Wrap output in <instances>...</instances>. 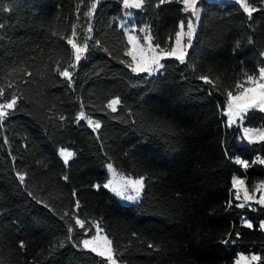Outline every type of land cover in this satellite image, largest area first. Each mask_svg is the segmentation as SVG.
Returning <instances> with one entry per match:
<instances>
[{"label":"trees","instance_id":"1","mask_svg":"<svg viewBox=\"0 0 264 264\" xmlns=\"http://www.w3.org/2000/svg\"><path fill=\"white\" fill-rule=\"evenodd\" d=\"M245 2L251 17L199 0L184 62L164 59L150 76L134 73L126 54L124 0H0V104L17 98L0 119V264H108L82 249L95 224L118 264H234L238 254L264 264V207L233 198L235 177L264 180L254 164L264 141L242 136V127L264 129V112L231 128L224 115L228 92L264 64V0ZM131 13L165 52L193 17L177 0H143ZM68 38L86 47L78 63ZM61 150L73 154L68 163ZM237 159L253 164L243 171ZM108 164L143 179L139 203L123 206L104 189Z\"/></svg>","mask_w":264,"mask_h":264},{"label":"snow or ice","instance_id":"2","mask_svg":"<svg viewBox=\"0 0 264 264\" xmlns=\"http://www.w3.org/2000/svg\"><path fill=\"white\" fill-rule=\"evenodd\" d=\"M161 4L165 3L166 0H159ZM177 2H182L183 4V10L185 12H191L192 16L195 18H199V12L197 8L198 0H177ZM241 4V7L244 9L246 13H248L249 17H251L252 12L256 11L255 8H252L249 6L248 3L245 2V0H237ZM143 4V0H124V6L126 8L128 7H136L140 8ZM92 9L96 7L95 4H93ZM85 15H91V11L88 13H85ZM180 30L176 32V47L171 48L170 51H161L158 54L156 53V47H159L158 45L156 47H153L151 44V37L145 36V41L149 45V51L152 52L151 56H148L144 49H141V55L140 59L137 60V56L133 54V52L129 51L126 53L127 55L132 56V60L136 62V66L132 68L133 72H147L150 75L158 70L159 68L163 67L164 65L160 64L161 58L165 56L175 57L177 60H179L181 63L184 62L185 59V47H190L192 38L196 32V25L194 24L193 20L189 19L186 22V28L187 31H185V22L181 21L180 24ZM91 31V28L88 29ZM73 36H76V33L73 32ZM187 37V42L185 45H182V39L183 37ZM134 40V37L130 36L129 41L132 42ZM67 43L71 46L74 54V59L78 63L82 56L81 54L86 51V47L79 46L72 38L67 39ZM261 56H264V53H261ZM153 65L155 67H153ZM75 64H70L69 68H74ZM69 68H65L63 70H58L59 75L67 78L69 82L71 83V76L72 73L69 71ZM202 80L205 81V83H212L211 80L208 79V77H201ZM250 85V86H246ZM237 89H242V91H238L236 94H233V92H228V100H227V112L226 115L229 118V124L234 123L236 118H240L241 120L247 118L245 114L249 112V110L258 109L260 112H264V64L261 65L259 68V75H249L247 76V80L245 84L238 83L236 85ZM119 103L118 99H113L110 101V103L107 105L109 108H111L113 111L116 110L115 106ZM17 104V98L13 96L10 102L0 104V119H3L5 116L9 115L10 113H7L4 111V109H13L15 108ZM84 117V113L80 112V114L77 116V120H80ZM91 124L92 122L89 121ZM99 123L95 124V128H99ZM246 133H248L250 130L245 129ZM258 136L260 139L264 140V132L258 133ZM72 155L70 152L61 151V156L64 158L65 163H67L68 158ZM236 163L243 164L245 167H248V163L246 161H242L240 159L236 160ZM259 163L264 164V160H260ZM109 169H111V165L108 166ZM21 181H23L24 177L21 175L19 177ZM243 181L234 179L233 186L236 187L237 185H242ZM143 180L137 179V180H124L122 182H114L109 181L108 184H105L104 187L110 188L111 191L115 192L118 196H120L122 199L127 200H136L138 199L140 192L143 189ZM260 188H264V184L258 185ZM131 188L132 191L136 193L135 196L132 195H125L127 190ZM75 195V193H74ZM237 199H239V192H237ZM245 201L253 200L254 196L249 195L247 190H245ZM257 203L264 204V195H262L257 201ZM77 203V207H78ZM243 204H238L237 207H243ZM67 215V214H66ZM76 224L83 227V222L80 219H76ZM251 227L252 225H248ZM74 227V226H72ZM72 227L69 228V231H72ZM262 228H264V224L261 225ZM101 239L103 242L101 243ZM21 247L23 245L21 244ZM77 248H80V245H76ZM149 247H152V245H149ZM82 249L87 250L88 252L94 253L98 256L104 257L109 264H116V261L114 259L113 255V249L111 247V241H109L106 237L100 238L99 236L93 237L92 239H85L82 241ZM252 260H258L260 259L257 256H253L251 258Z\"/></svg>","mask_w":264,"mask_h":264},{"label":"rangeland","instance_id":"3","mask_svg":"<svg viewBox=\"0 0 264 264\" xmlns=\"http://www.w3.org/2000/svg\"><path fill=\"white\" fill-rule=\"evenodd\" d=\"M199 1V0H198ZM208 1H212V2H227V3H235L237 5L240 6V8L244 11V9L241 7V4L239 2H237V0H208ZM95 8L91 10V16L94 12ZM190 12V11H189ZM245 12V11H244ZM248 14V13H247ZM189 20V19H187ZM191 20H193L194 24L196 25V18L195 17H192ZM187 22V21H186ZM186 22H185V31H187V28H186ZM125 29V32L127 33V36H128V39L130 36L134 37V40L132 42L129 41V44H128V51H131L133 52V54H135L137 56V60L140 59V55H141V52L140 50L141 49H144L146 54L148 56H151L152 55V52L149 51V45L148 43L145 41V36H149L146 34V32L142 29L138 30L137 28H135L136 30L135 31H130V25L129 23L124 27ZM152 44V43H151ZM153 46V45H152ZM154 47V46H153ZM159 50L156 49V53L158 54ZM83 55V53L81 54V56ZM130 56V55H129ZM132 57V56H130ZM170 56H165L163 58H161L160 62L164 59H169ZM263 59H264V56H263ZM136 66V62L133 63V67ZM153 67H155L153 65ZM134 73H140V74H147V75H150L149 73L147 72H134ZM154 73V72H153ZM153 73L151 75H153ZM150 75V76H151ZM259 75V74H258ZM257 75V76H258ZM247 80V79H246ZM246 80L243 82V84H245ZM246 86H250V85H246ZM239 91H242V89H239ZM119 105V103L115 106V108H117V106ZM111 109V108H110ZM112 110V109H111ZM253 110H258V109H253ZM253 110H249V112L253 111ZM113 111V110H112ZM226 112H227V109L226 111L224 112V115L226 117V126L228 128H231V127H236L238 125H242V122L243 120H241L240 118H236L235 122L234 123H231L229 124V118L228 116L226 115ZM248 112V113H249ZM247 113V114H248ZM246 115V114H245ZM2 120V119H1ZM81 121L85 122L87 124V126L96 131L98 128H95V122L94 121H91V120H88L86 119L85 117H83L82 119H80ZM89 121H91L92 123L90 124ZM245 129H248L250 130L248 133H246ZM260 132H264V129H251V128H243L242 127V136L244 138L245 141H247V143L249 144H255V143H259V142H262L264 140L260 139L259 136H258V133ZM62 151V150H61ZM61 151L59 152V157L62 161L65 162L64 158L61 156ZM65 152H70V151H66V150H63ZM71 153V152H70ZM73 158V154L68 158V161L69 162L71 159ZM262 160V159H257L254 161V164H261L262 163H259V161ZM238 164V163H237ZM253 164V163H252ZM252 164H248V167H245L242 163L241 164H238V166L243 170V171H246L247 168H249V166H252ZM109 165L111 164H108L107 165V171H108V176H109V179H108V182L106 184L109 183V181H114V182H122L124 180H128V179H132V180H137V179H141V178H132V177H128V176H125V175H122L120 173H118L115 168L112 166L111 169H109ZM234 179H237V180H241L243 181V184L242 185H237L236 187L233 186V198L235 199V201H237L238 204H243L244 206L243 207H248V208H251L253 205H259L261 207H264V204H261V203H257V201H259L260 197L262 195H264V188H260L258 187V185H261V184H264V180H257V181H254L252 182L251 184H248L247 182V179H243V178H240V177H235ZM143 180V179H142ZM234 181V180H233ZM105 190H107L110 194H112L114 197L117 198V200L120 202L121 205L123 206H132V205H135L137 203H139L141 201V198H142V191L140 192V195L138 197V199L136 200H127V199H122L120 196H118L115 192L111 191L110 188H106L104 187ZM245 190H247L248 194L249 195H252L254 196V199L253 200H248V201H245L244 199V196H245ZM237 192H239V199H237ZM125 195H132V196H135L136 193L134 191L131 190V188H129L127 190V192L125 193ZM243 207H240V208H243ZM242 223L244 226L246 227H249V223L245 220V219H242ZM264 224V223H263ZM264 229V228H263ZM99 236L100 238H104L106 237L103 233V231L98 227L97 224H95V234L93 237H97ZM93 237H91L90 239H92ZM107 238V237H106ZM101 243L103 242V240L101 239L100 241ZM87 251V250H86ZM94 254V253H93ZM96 255V254H95ZM98 256V255H96ZM255 256L253 254H248V255H243V254H238L236 259H235V262L234 264H253L256 260H252L251 258ZM100 258H103L104 257H101V256H98ZM116 261V260H115ZM116 264H118L116 262Z\"/></svg>","mask_w":264,"mask_h":264},{"label":"crops","instance_id":"4","mask_svg":"<svg viewBox=\"0 0 264 264\" xmlns=\"http://www.w3.org/2000/svg\"><path fill=\"white\" fill-rule=\"evenodd\" d=\"M125 7V6H124ZM142 8V6L140 7V8H136V7H128V8H126L125 7V9H126V14H125V20L124 21H121L120 22V27L122 28V30L124 31V33H125V35H126V39H127V42H128V44H129V39H128V36H127V33L125 32V29H124V27L129 23V25H130V31H135L136 29H135V27H134V16H133V14L131 13V11H139L140 9ZM199 12V11H198ZM199 15H200V12H199ZM197 21H198V19L196 18V25H197ZM179 30H180V27H179ZM178 30V31H179ZM195 35V34H194ZM193 38H194V36H193ZM193 38H192V42H193ZM187 37L185 36V37H183V39H182V45H185L186 44V42H187ZM175 41H176V37H175V40H174V46L173 47H176V43H175ZM192 42H191V44H192ZM191 47V46H190ZM190 47H185V52H187V50H189L190 49ZM129 56V55H128ZM130 57V56H129ZM131 59H132V57H130ZM169 59H174V60H177L175 57H170ZM133 61V60H132ZM177 61H179V60H177ZM180 62V61H179ZM133 63H134V61H133ZM160 64H161V62H160ZM161 68H159L158 70H156V71H154V73H153V75L156 73V72H158L159 70H160ZM64 162V161H63ZM65 163V162H64ZM68 163V162H67ZM105 259V258H104ZM108 264H109V262H108Z\"/></svg>","mask_w":264,"mask_h":264}]
</instances>
